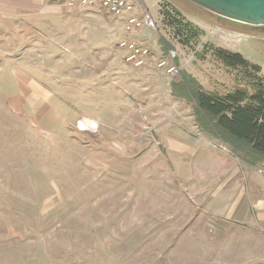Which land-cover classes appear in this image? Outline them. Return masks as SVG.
<instances>
[{
    "label": "rangeland",
    "instance_id": "374dc122",
    "mask_svg": "<svg viewBox=\"0 0 264 264\" xmlns=\"http://www.w3.org/2000/svg\"><path fill=\"white\" fill-rule=\"evenodd\" d=\"M47 2L0 0V264H256L248 176L264 179V161L226 144L181 87L243 86L211 46L264 76V27L140 0L156 26L130 31Z\"/></svg>",
    "mask_w": 264,
    "mask_h": 264
},
{
    "label": "trees",
    "instance_id": "16d2710c",
    "mask_svg": "<svg viewBox=\"0 0 264 264\" xmlns=\"http://www.w3.org/2000/svg\"><path fill=\"white\" fill-rule=\"evenodd\" d=\"M174 22L177 34L185 31L190 38L199 37L196 30L188 28L190 25L176 18ZM209 48L217 62L240 74L243 86L219 95L204 91L197 82L185 77L181 89L194 98L201 117L235 152H244L246 159L264 161V76L261 69L239 54Z\"/></svg>",
    "mask_w": 264,
    "mask_h": 264
},
{
    "label": "built area",
    "instance_id": "2783aa9c",
    "mask_svg": "<svg viewBox=\"0 0 264 264\" xmlns=\"http://www.w3.org/2000/svg\"><path fill=\"white\" fill-rule=\"evenodd\" d=\"M62 4L65 11H81L83 9H98L100 12L124 21L127 30H138L141 28L154 29L156 22L150 13L137 16V7L140 0H57Z\"/></svg>",
    "mask_w": 264,
    "mask_h": 264
},
{
    "label": "water",
    "instance_id": "95a60500",
    "mask_svg": "<svg viewBox=\"0 0 264 264\" xmlns=\"http://www.w3.org/2000/svg\"><path fill=\"white\" fill-rule=\"evenodd\" d=\"M218 17L264 27V0H188Z\"/></svg>",
    "mask_w": 264,
    "mask_h": 264
},
{
    "label": "crops",
    "instance_id": "0c3cea01",
    "mask_svg": "<svg viewBox=\"0 0 264 264\" xmlns=\"http://www.w3.org/2000/svg\"><path fill=\"white\" fill-rule=\"evenodd\" d=\"M48 0H45V3L47 4L48 2H47ZM49 1H51V0H49ZM54 1H56L57 2V0H54ZM57 4V3H56ZM49 5V4H48ZM48 8H50L49 6H48ZM248 182L249 183H253V185H254V188H256V190H252V195H253V197H252V199H253V201H254V203L253 204H258L259 205V209L261 210V213L260 214H257V215H255L256 216V221H258L263 227H264V201H260V200H257V199H255V197H258L257 196V194H255V193H258V192H260V190H261V187H262V185H263V189H264V182H263V184H260V182L261 181H259V180H264L263 178L262 179H259V177L256 175V174H253V173H250L249 174V176H248ZM260 186V187H257V186ZM261 226V227H262ZM261 227L259 226V225H257V228L258 229H261ZM238 254V253H237ZM248 257V256H247ZM250 258H256L257 259V261L259 262H255L256 264H264V256H260V255H255V254H252L251 256H250ZM238 261H244L243 260V256L241 255V253H239L238 255H237V257H236V259H235V262H238ZM242 263V262H241ZM254 264V263H253Z\"/></svg>",
    "mask_w": 264,
    "mask_h": 264
}]
</instances>
